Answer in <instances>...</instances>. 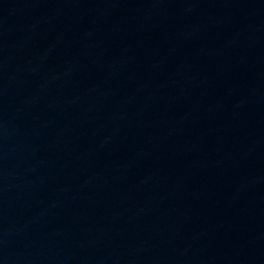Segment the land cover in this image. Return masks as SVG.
<instances>
[{"label": "water", "instance_id": "obj_1", "mask_svg": "<svg viewBox=\"0 0 264 264\" xmlns=\"http://www.w3.org/2000/svg\"><path fill=\"white\" fill-rule=\"evenodd\" d=\"M0 264H264V0H0Z\"/></svg>", "mask_w": 264, "mask_h": 264}]
</instances>
